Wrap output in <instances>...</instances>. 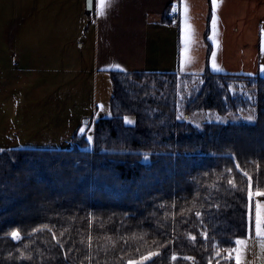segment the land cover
<instances>
[{
    "label": "trees",
    "instance_id": "1",
    "mask_svg": "<svg viewBox=\"0 0 264 264\" xmlns=\"http://www.w3.org/2000/svg\"><path fill=\"white\" fill-rule=\"evenodd\" d=\"M107 71L113 115L95 120L92 144L76 132L70 147L0 151V264H20L15 249L25 244L34 259L22 264H89V235L90 264H127L149 251L160 252L151 264L231 263L224 252L213 254V244L232 247L233 238L247 235L248 178L236 163L252 177L253 191H264V76L208 67L201 73ZM201 109H254L255 120L199 128L185 115ZM124 116L134 123L125 124ZM229 179L244 191L230 189ZM209 191L219 211L203 215L201 223L194 212L208 207ZM45 224L63 250L52 232L32 233ZM12 228L24 239H10Z\"/></svg>",
    "mask_w": 264,
    "mask_h": 264
},
{
    "label": "rangeland",
    "instance_id": "2",
    "mask_svg": "<svg viewBox=\"0 0 264 264\" xmlns=\"http://www.w3.org/2000/svg\"><path fill=\"white\" fill-rule=\"evenodd\" d=\"M72 6L70 0H0V149L70 147L84 122L93 132L98 105L110 110L109 72L96 70L92 33ZM250 115L255 120L254 109L185 116L202 127L249 122Z\"/></svg>",
    "mask_w": 264,
    "mask_h": 264
},
{
    "label": "crops",
    "instance_id": "3",
    "mask_svg": "<svg viewBox=\"0 0 264 264\" xmlns=\"http://www.w3.org/2000/svg\"><path fill=\"white\" fill-rule=\"evenodd\" d=\"M70 1L74 18L87 23L92 33L97 71L117 70L119 64L127 71L201 73L208 67L213 72L264 76V0H217L215 9L212 0H110L104 5L91 0L90 10L86 0ZM213 11L218 43L209 38ZM185 21L192 27L193 43L181 70ZM213 50L221 71L211 68ZM257 241L253 232L244 264H264V247L257 248Z\"/></svg>",
    "mask_w": 264,
    "mask_h": 264
},
{
    "label": "snow or ice",
    "instance_id": "4",
    "mask_svg": "<svg viewBox=\"0 0 264 264\" xmlns=\"http://www.w3.org/2000/svg\"><path fill=\"white\" fill-rule=\"evenodd\" d=\"M106 2H110V0H99L100 5H104ZM89 3H91V0H89ZM212 6H213V9L216 8L217 0H212ZM185 11H187V8H185ZM99 14H102V13H99ZM211 24H212V35L209 38L212 39L214 43H218L216 41L217 17H216L215 11H213L212 16H211ZM260 32H261V36L264 37V28H261ZM192 43H193L192 27L190 24L187 23V21H185V28H184V32H183V47L181 49V70L184 68L185 63L189 59L187 56V53H188L190 45ZM262 51H264V46H262ZM210 65H211V68L215 71H221L222 70L217 63L215 50H213L211 53ZM115 68L117 70L124 71L125 75H127V70L123 69L121 65L117 64V65H115ZM260 70L264 71V64H262L260 66ZM249 75H253V74L249 73ZM98 108H99V111L94 113V117L99 118L101 112H103L105 115H108L110 118L112 117V115H113L112 111L111 110L105 111L104 105H98ZM217 119L220 120L219 117ZM247 120L249 122H254V117L250 115L247 117ZM123 121L125 124H133L134 123V121L132 119H130L128 116H124ZM88 123L89 122H84L82 124V126L79 128V133L84 135L87 131V133H89V134H87V137H86L87 142H88V144H92L94 137L92 134H90L92 132V129H89L87 127ZM91 123L93 124V127H94L95 121L93 120V121H91ZM195 126L200 127V125H198V124ZM20 147H21V149L24 148L23 145H21ZM0 151H3V150L0 149ZM226 155L229 158L234 159V155L232 153H227ZM143 158L145 160L149 159L150 154L145 153L143 155ZM236 168L238 171H241L245 177L248 178L247 204L245 206L246 207V218H247V224H246L247 235L245 237L237 236V237L233 238L231 240V244L233 245L232 247L221 249L219 247V242L213 244V248L215 249L213 254L217 257H220L221 253L224 252L226 255L222 258H226L229 261L234 259L235 264H244L242 257L244 256V254L246 252L248 239H250L252 237L253 232L255 233V236L261 241L262 247H264V199H260V198H264V191L257 188V190L254 192L253 191L252 177L249 175V173L244 172L243 169L240 168L239 163H236ZM227 171L229 173H231L230 168L227 169ZM206 174L207 173H205V175ZM227 184H228L229 188L232 190H238L240 192L244 191L243 188L237 189L236 184L231 179H229L227 181ZM206 187H211L212 191L216 190L212 186H206ZM204 199H205V201L208 202V207L206 209L196 210L194 212L195 217L200 219L201 223H203V219H202L203 215H211L213 211H219V205H213L210 202L212 199L211 191H209L208 195L206 197H204ZM161 207H163V206H161ZM181 211L183 212L184 209H181ZM130 214L131 213H126V215H130ZM89 223L91 225V220ZM45 230L52 232L53 241H55V243L60 247V249L63 250L64 244L56 236L55 232H53L52 229L49 228L48 225L45 224L39 228H33L32 233L41 232V231H45ZM61 235H63V233H61ZM188 235H189V239H191L193 241L196 239V237L193 236L191 233H189ZM7 236L10 239H12L13 241H21L22 239H24L19 228H12L7 233ZM201 236L205 240H207L208 239V232L206 230L201 232ZM106 240L109 241L113 246L115 245V241H112L111 238H106ZM81 243H83V241H81ZM28 247L29 246L27 244H25L23 246V249H15V251L18 253V255L15 257V259L18 262H20V264H22V262L32 261L34 259V255L32 253L26 252V249H28ZM107 247H108V244L105 245V251H107ZM87 249H88L89 255L87 257H85V259L88 260L89 264H90L91 259H92V236L91 235L88 236ZM37 251H39V250H37ZM70 251H72V249H68L67 252L63 253L65 260L68 259V252H70ZM40 255H41V257H43V253H40ZM158 255H160L159 251H156V252L149 251L147 253V255H141L138 261L137 260H128L127 264H145L146 261L148 262V264H151L152 257L158 256ZM7 258L13 259L11 252L8 253ZM183 258L190 260V261H193V262L195 261L194 257H183ZM176 259H177L176 254L172 253L171 260L175 261ZM82 264H83V262H82ZM208 264H212L211 258H209ZM216 264H219V260H217Z\"/></svg>",
    "mask_w": 264,
    "mask_h": 264
},
{
    "label": "water",
    "instance_id": "5",
    "mask_svg": "<svg viewBox=\"0 0 264 264\" xmlns=\"http://www.w3.org/2000/svg\"><path fill=\"white\" fill-rule=\"evenodd\" d=\"M86 7L90 10L92 8V1L89 3V0H86Z\"/></svg>",
    "mask_w": 264,
    "mask_h": 264
}]
</instances>
